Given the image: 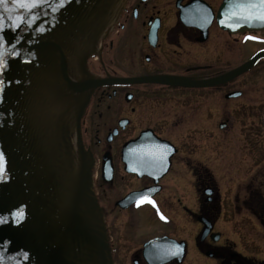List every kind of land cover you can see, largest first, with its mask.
Returning a JSON list of instances; mask_svg holds the SVG:
<instances>
[{
    "label": "flooded vegetation",
    "instance_id": "1",
    "mask_svg": "<svg viewBox=\"0 0 264 264\" xmlns=\"http://www.w3.org/2000/svg\"><path fill=\"white\" fill-rule=\"evenodd\" d=\"M224 1L125 0L87 60L73 145L114 264H264V31Z\"/></svg>",
    "mask_w": 264,
    "mask_h": 264
},
{
    "label": "water",
    "instance_id": "2",
    "mask_svg": "<svg viewBox=\"0 0 264 264\" xmlns=\"http://www.w3.org/2000/svg\"><path fill=\"white\" fill-rule=\"evenodd\" d=\"M25 2L0 3V264H114L91 156L73 137L99 85L87 60L125 0ZM260 4L225 0L220 25L264 31Z\"/></svg>",
    "mask_w": 264,
    "mask_h": 264
},
{
    "label": "snow or ice",
    "instance_id": "3",
    "mask_svg": "<svg viewBox=\"0 0 264 264\" xmlns=\"http://www.w3.org/2000/svg\"><path fill=\"white\" fill-rule=\"evenodd\" d=\"M4 0H0V3H3ZM18 3L20 4L21 7H28L29 5L25 2V0H18ZM34 6V4H33ZM261 8L264 9V0H261V4H260ZM258 18L261 20H264V10L260 11L258 14ZM223 22V21H222ZM231 26V25H229ZM252 39H255V37H252ZM2 160L3 158L0 157V171L3 170L2 168ZM143 202V201H142ZM154 203V202H153Z\"/></svg>",
    "mask_w": 264,
    "mask_h": 264
}]
</instances>
